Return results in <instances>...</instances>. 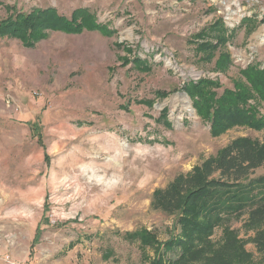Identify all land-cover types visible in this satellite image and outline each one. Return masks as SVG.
I'll use <instances>...</instances> for the list:
<instances>
[{"label": "rangeland", "instance_id": "obj_1", "mask_svg": "<svg viewBox=\"0 0 264 264\" xmlns=\"http://www.w3.org/2000/svg\"><path fill=\"white\" fill-rule=\"evenodd\" d=\"M12 6L68 18L87 8L116 34L51 32L33 49L0 39V264H151L165 250L142 237L180 234L176 216L151 208L154 192L238 137L264 141L244 125L214 137L183 91L201 78L231 89L248 65L264 68V0H0V21ZM219 20L225 71L195 37ZM252 207L225 208L210 240L233 231L264 264L249 242Z\"/></svg>", "mask_w": 264, "mask_h": 264}, {"label": "trees", "instance_id": "obj_2", "mask_svg": "<svg viewBox=\"0 0 264 264\" xmlns=\"http://www.w3.org/2000/svg\"><path fill=\"white\" fill-rule=\"evenodd\" d=\"M7 13V18L0 21V39H17L27 49L35 48L51 32L66 35L98 32L105 37L116 34L100 24L87 8L74 10L70 18L51 7L35 8L26 13L12 6L7 8ZM246 20L243 23H247ZM227 33L224 21L219 20L195 35L198 54L205 60L216 59V68L223 71L233 65L228 49L231 37ZM116 48L126 50L120 43ZM135 60V66L141 68V60ZM232 83L233 88L224 89L218 81L201 78L183 87L198 115L211 124L214 137L234 125L264 130V114L259 109L264 107V68L260 64H250L240 71V79ZM160 94L162 98L167 97L166 93ZM263 165L264 141L238 137L215 157L188 174L178 175L167 187L156 190L151 208L176 216L180 234L166 243H159L150 233L142 237L145 245H158L165 250L151 264H252L251 253L235 232L227 230L221 243L210 240L211 231L225 208H243L248 204H254L246 223L247 228L254 231L249 242L264 263V195L255 193L263 190L264 177L252 178ZM175 250H179L180 255L174 260L164 255Z\"/></svg>", "mask_w": 264, "mask_h": 264}]
</instances>
